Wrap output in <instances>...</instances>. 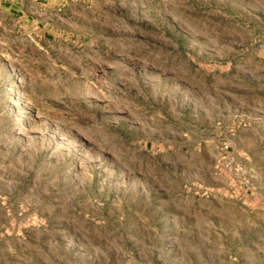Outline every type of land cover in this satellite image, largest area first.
<instances>
[{
	"label": "rangeland",
	"instance_id": "rangeland-1",
	"mask_svg": "<svg viewBox=\"0 0 264 264\" xmlns=\"http://www.w3.org/2000/svg\"><path fill=\"white\" fill-rule=\"evenodd\" d=\"M54 3L0 13V264H264V0Z\"/></svg>",
	"mask_w": 264,
	"mask_h": 264
},
{
	"label": "crops",
	"instance_id": "crops-1",
	"mask_svg": "<svg viewBox=\"0 0 264 264\" xmlns=\"http://www.w3.org/2000/svg\"><path fill=\"white\" fill-rule=\"evenodd\" d=\"M54 8V0H0V13L16 16L21 21H34L32 17L36 18L39 10L49 12Z\"/></svg>",
	"mask_w": 264,
	"mask_h": 264
},
{
	"label": "bare ground",
	"instance_id": "bare-ground-1",
	"mask_svg": "<svg viewBox=\"0 0 264 264\" xmlns=\"http://www.w3.org/2000/svg\"><path fill=\"white\" fill-rule=\"evenodd\" d=\"M16 105V104H15Z\"/></svg>",
	"mask_w": 264,
	"mask_h": 264
}]
</instances>
